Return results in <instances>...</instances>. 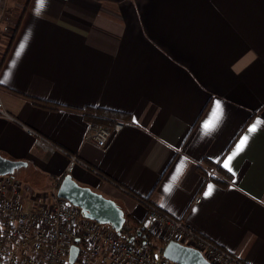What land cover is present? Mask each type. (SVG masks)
<instances>
[{
    "label": "crops",
    "instance_id": "0c3cea01",
    "mask_svg": "<svg viewBox=\"0 0 264 264\" xmlns=\"http://www.w3.org/2000/svg\"><path fill=\"white\" fill-rule=\"evenodd\" d=\"M16 9L0 32V155L27 164L14 175L29 170L37 190L27 191L46 193L69 174L158 245L166 231L147 205L242 264H264V124L248 133L264 121V0H45L39 10L22 0ZM91 109L107 128L123 123L105 151L84 139ZM27 129L62 153L42 151ZM67 155L80 162L69 172Z\"/></svg>",
    "mask_w": 264,
    "mask_h": 264
},
{
    "label": "built area",
    "instance_id": "2783aa9c",
    "mask_svg": "<svg viewBox=\"0 0 264 264\" xmlns=\"http://www.w3.org/2000/svg\"><path fill=\"white\" fill-rule=\"evenodd\" d=\"M7 0H0V25ZM0 115H5L0 102ZM123 128L114 122L111 128L91 121L85 141L107 150ZM35 145L45 152L60 151L52 142L28 130ZM62 153V152H61ZM69 172L75 163L74 155H67ZM82 165V163H81ZM58 185L46 193L27 191L15 176H0V264H70L69 251L77 248L73 264H177L165 259L162 252L151 257L142 243L126 241L109 226L83 217L79 208L57 196ZM23 196L30 205L20 207L7 200ZM196 195L193 202L198 203ZM147 219L166 239L197 250L210 264H242L232 255L195 233L183 220L174 219L160 209L147 205ZM158 234V233H157Z\"/></svg>",
    "mask_w": 264,
    "mask_h": 264
},
{
    "label": "water",
    "instance_id": "95a60500",
    "mask_svg": "<svg viewBox=\"0 0 264 264\" xmlns=\"http://www.w3.org/2000/svg\"><path fill=\"white\" fill-rule=\"evenodd\" d=\"M26 166L27 164L23 161L11 160L0 155V176H14L17 171ZM57 196L79 208L84 218L98 224L107 225L117 235H120L125 217L123 211L113 201L91 191L89 188L79 186L69 174L64 175L61 179L57 189ZM77 252L76 247L70 248V264L74 263ZM162 256L177 264H210L197 250L172 241L165 244L162 249Z\"/></svg>",
    "mask_w": 264,
    "mask_h": 264
},
{
    "label": "trees",
    "instance_id": "16d2710c",
    "mask_svg": "<svg viewBox=\"0 0 264 264\" xmlns=\"http://www.w3.org/2000/svg\"><path fill=\"white\" fill-rule=\"evenodd\" d=\"M18 24L19 23H17L14 29H17ZM32 103L43 108H49V109L55 108V105L42 102L39 100L33 99ZM89 112L92 113L93 115L92 120L104 124L103 120L100 118L101 116L97 115V113H100V111L91 109L89 110ZM120 235L126 241H132L134 243H139V244L143 243L146 246L151 257L156 256L158 253H161L164 247V244L162 245L156 244L158 240L155 237H153V235H151L148 231L142 229L140 227V224L139 223L137 224V222L132 217H128V219L126 218L123 230L121 231Z\"/></svg>",
    "mask_w": 264,
    "mask_h": 264
},
{
    "label": "snow or ice",
    "instance_id": "6c2138e0",
    "mask_svg": "<svg viewBox=\"0 0 264 264\" xmlns=\"http://www.w3.org/2000/svg\"><path fill=\"white\" fill-rule=\"evenodd\" d=\"M45 4V0H38V10L39 8H42ZM222 115V107H221V104L220 102H217L216 105H215V108L213 110V113H212V117L214 119H218L219 116ZM261 124H264V121L262 120H257L251 127L248 128V133L251 134V133H255L258 129V127L261 125ZM210 126H213V121L212 120H209L207 122H205L204 124V128L205 129H209ZM249 138L250 136L249 135H244L241 137L240 141L238 144H236L235 146V150L231 153V155H229L227 157V159L224 161V164L223 166L225 168H227L229 171H232L231 167H230V162L231 160L236 156L238 155L241 151L244 150V148L246 147L248 141H249ZM182 171V167L181 168H178L176 170V175L173 176V182L177 179V177L179 176V174L181 173ZM172 189V184H169L166 188H165V191L166 192H169L171 191ZM213 191V186L210 184L208 186V190L207 192L205 193V196H208L212 193ZM164 206V205H162Z\"/></svg>",
    "mask_w": 264,
    "mask_h": 264
},
{
    "label": "rangeland",
    "instance_id": "374dc122",
    "mask_svg": "<svg viewBox=\"0 0 264 264\" xmlns=\"http://www.w3.org/2000/svg\"><path fill=\"white\" fill-rule=\"evenodd\" d=\"M22 1V0H20ZM19 0H11V3L8 4L7 3V6H6V11H5V14H4V17H3V20H2V23H1V34H2V29L7 30V26H10V24L12 22H15L17 17H18V12H17V9L15 10L16 8V3L17 2H20ZM10 5V6H9ZM3 35V34H2ZM17 178V180L19 182H21V184H23V187H25L24 185H29L30 188H32L33 190L36 189V187L34 185H31V183L29 184L30 181V173H29V170H25V171H20L17 176H15ZM29 181V182H28ZM37 190V189H36Z\"/></svg>",
    "mask_w": 264,
    "mask_h": 264
}]
</instances>
